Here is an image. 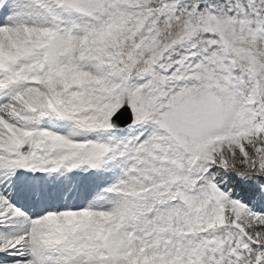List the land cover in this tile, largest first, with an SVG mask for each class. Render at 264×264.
Returning <instances> with one entry per match:
<instances>
[{"label": "snow or ice", "instance_id": "6c2138e0", "mask_svg": "<svg viewBox=\"0 0 264 264\" xmlns=\"http://www.w3.org/2000/svg\"><path fill=\"white\" fill-rule=\"evenodd\" d=\"M0 264H264V0H0Z\"/></svg>", "mask_w": 264, "mask_h": 264}]
</instances>
